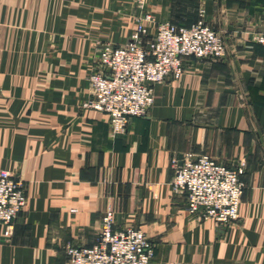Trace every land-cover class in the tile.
I'll return each instance as SVG.
<instances>
[{"label":"crops","instance_id":"crops-1","mask_svg":"<svg viewBox=\"0 0 264 264\" xmlns=\"http://www.w3.org/2000/svg\"><path fill=\"white\" fill-rule=\"evenodd\" d=\"M157 22L204 20L226 43L222 60L188 58L155 88L147 117L114 135L85 107L103 43L136 29L131 0H0V170L18 176L27 204L0 227V264H66L91 247L109 209L115 230L142 229L150 264H264V0H147ZM151 34L156 25H149ZM192 152L245 164L240 219L192 216L173 191L174 161Z\"/></svg>","mask_w":264,"mask_h":264},{"label":"built area","instance_id":"built-area-1","mask_svg":"<svg viewBox=\"0 0 264 264\" xmlns=\"http://www.w3.org/2000/svg\"><path fill=\"white\" fill-rule=\"evenodd\" d=\"M141 11L136 29L123 45L103 43L97 65L88 77L91 98L85 107L105 114L112 133L123 134L133 118L147 117L155 103V88L170 77L179 79L188 58L215 62L226 57L222 35L206 21L190 27L157 22L147 10V0H131ZM156 25L151 34L149 25ZM255 42L264 46V33ZM172 183L177 195L187 198L192 216L226 226L240 219L246 185L245 164L229 168L208 155L188 152L174 161ZM22 180L0 170V227L10 226L26 207ZM66 264H150L155 245L140 228L115 230V212L107 210L102 228L91 247L69 245Z\"/></svg>","mask_w":264,"mask_h":264},{"label":"rangeland","instance_id":"rangeland-1","mask_svg":"<svg viewBox=\"0 0 264 264\" xmlns=\"http://www.w3.org/2000/svg\"><path fill=\"white\" fill-rule=\"evenodd\" d=\"M139 13L138 14H141V11L138 9Z\"/></svg>","mask_w":264,"mask_h":264},{"label":"water","instance_id":"water-1","mask_svg":"<svg viewBox=\"0 0 264 264\" xmlns=\"http://www.w3.org/2000/svg\"><path fill=\"white\" fill-rule=\"evenodd\" d=\"M227 49V48H226Z\"/></svg>","mask_w":264,"mask_h":264}]
</instances>
